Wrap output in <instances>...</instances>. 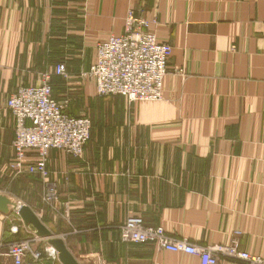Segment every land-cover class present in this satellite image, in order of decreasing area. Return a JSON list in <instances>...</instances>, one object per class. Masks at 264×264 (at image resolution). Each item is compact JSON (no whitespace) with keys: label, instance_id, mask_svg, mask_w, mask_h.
I'll list each match as a JSON object with an SVG mask.
<instances>
[{"label":"crops","instance_id":"0c3cea01","mask_svg":"<svg viewBox=\"0 0 264 264\" xmlns=\"http://www.w3.org/2000/svg\"><path fill=\"white\" fill-rule=\"evenodd\" d=\"M130 12L172 45L161 100L100 96L93 80L77 76L95 62L99 42L125 32ZM59 62L69 79L55 74ZM45 74L68 113L92 121L81 158L50 152L51 204L39 176L11 166L15 118L7 107L19 86L39 85ZM20 204L80 264H202L122 241L130 214L199 245L241 230L242 249L264 257V0H0V264H14L9 243L36 235Z\"/></svg>","mask_w":264,"mask_h":264},{"label":"built area","instance_id":"2783aa9c","mask_svg":"<svg viewBox=\"0 0 264 264\" xmlns=\"http://www.w3.org/2000/svg\"><path fill=\"white\" fill-rule=\"evenodd\" d=\"M173 48L160 41L149 29L145 18L129 13L123 34H111L96 46L97 58L81 79L95 82L100 96L119 95L129 103L163 98V82ZM55 74L70 78L64 62L55 66ZM51 76L45 74L39 85H21L7 100L15 118L14 156L11 164L17 174L39 176L48 187L46 200H57L48 167L50 152L58 149L69 156L81 158L91 137L92 121L87 115H70L68 101L53 97ZM31 154L35 159L30 161ZM21 206V204L19 205ZM53 207H55L53 205ZM18 232L19 226L11 227ZM241 230L232 231L226 242L199 245L186 238H174L162 226L148 225L137 214H130L120 226L124 242L153 244L157 249L184 252L200 257L202 264H218L221 258L237 259L246 264H264V257L243 250ZM36 235L8 244V255L14 264H61L57 251Z\"/></svg>","mask_w":264,"mask_h":264},{"label":"water","instance_id":"95a60500","mask_svg":"<svg viewBox=\"0 0 264 264\" xmlns=\"http://www.w3.org/2000/svg\"><path fill=\"white\" fill-rule=\"evenodd\" d=\"M17 213L27 227H32L35 230L37 237L57 251L61 264H80L67 247L65 240L54 234L29 205L22 204L18 207Z\"/></svg>","mask_w":264,"mask_h":264},{"label":"rangeland","instance_id":"374dc122","mask_svg":"<svg viewBox=\"0 0 264 264\" xmlns=\"http://www.w3.org/2000/svg\"><path fill=\"white\" fill-rule=\"evenodd\" d=\"M57 64H58V63H57ZM77 76H78V78H80V81H82V82H83V81H84V82L92 81L91 79H81V77L79 76V74H78ZM66 80H67V79H66ZM60 85H61L60 83H57V88H58V89H59ZM61 86H64V85H61ZM69 97H72V96L69 95L68 98H69ZM69 99H70V98H69ZM57 100H58V99H57ZM58 101H65V100H62V99H61V100H58ZM75 103H76V102H75ZM70 106H71V104H70ZM68 107H69V105L67 106V108H68ZM67 108H66V111H67ZM69 108H70V107H69ZM77 110H78V108L75 110V113H76V114H79V113L77 112ZM67 112H68V111H67ZM73 116H78V115H73ZM46 193H47V191H46L45 194L42 196V199H43V200H44V199L46 200Z\"/></svg>","mask_w":264,"mask_h":264},{"label":"trees","instance_id":"16d2710c","mask_svg":"<svg viewBox=\"0 0 264 264\" xmlns=\"http://www.w3.org/2000/svg\"><path fill=\"white\" fill-rule=\"evenodd\" d=\"M58 76V75H57ZM59 77H61L63 80H66L65 78H63L62 76H59ZM51 83H52V81H51ZM52 89H53V83H52ZM70 114V113H69ZM71 115V114H70Z\"/></svg>","mask_w":264,"mask_h":264},{"label":"bare ground","instance_id":"6f19581e","mask_svg":"<svg viewBox=\"0 0 264 264\" xmlns=\"http://www.w3.org/2000/svg\"><path fill=\"white\" fill-rule=\"evenodd\" d=\"M154 101H156V100H154ZM141 102V101H140Z\"/></svg>","mask_w":264,"mask_h":264}]
</instances>
